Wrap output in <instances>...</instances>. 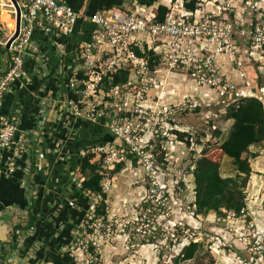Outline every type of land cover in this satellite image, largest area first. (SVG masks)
Segmentation results:
<instances>
[{
  "label": "built area",
  "instance_id": "2783aa9c",
  "mask_svg": "<svg viewBox=\"0 0 264 264\" xmlns=\"http://www.w3.org/2000/svg\"><path fill=\"white\" fill-rule=\"evenodd\" d=\"M15 2L20 11L19 31L6 50L5 46L14 30L9 36L5 34L2 13L4 11L11 17L15 29V7L11 0H0V48L6 52L2 57L4 68L0 69V170L8 176L24 173L23 183L27 184L32 167L27 155L32 150L34 138L19 128V109L13 115L3 114L5 97L11 93L17 81H28L25 62L33 58L29 50L33 47L35 33L47 37H69L74 33L78 20L85 17L74 12L65 0ZM158 7L167 10L162 22L156 20ZM206 8L207 5H204L203 10L196 8L190 11L184 8V0H157L151 6L134 3L130 11L115 7L87 18L93 31L90 41L83 44L77 54L76 61L81 62L79 69L66 77L67 93L61 106L75 121L102 127L121 143L120 146L113 142L96 144L79 153V159L93 157L90 163H96L98 167L103 194L109 190L107 175L115 166L127 162L128 155L134 157L140 154L134 142L142 131L140 119L145 114L142 109H146L143 103L147 94L158 88L159 73L168 72L172 76H190L192 79L201 77L202 82H207V77H211L217 81L216 90L242 93L238 89L244 84V79L249 83L246 73L237 72L239 78L233 79L231 86L227 83L220 85V79H217L220 76L221 57L231 52L232 40L236 36L243 38V41L248 39L245 45L255 66L250 67L254 71V81L257 76L264 77V25L245 27L247 31L241 25L235 31L234 23L232 26L218 20L222 13L220 7H216V11H205ZM136 50L141 57L136 55ZM120 72L128 73L126 83L108 87L112 77ZM78 75L82 78H78ZM233 75L236 72L233 71ZM208 84L214 85L211 82ZM258 90L264 94L263 86ZM38 125L45 127L42 118L38 120ZM38 158L43 157L37 155L36 160ZM82 182L81 176H74L72 185L80 189ZM82 195L91 199V203L73 233L72 243L77 246L80 255L73 252L70 256L76 264H96L100 257V245L96 239L103 221L108 217L107 211L105 207V219L95 217V207L102 201L101 196L91 195L88 191L82 192ZM246 214L244 208L239 215L229 212L228 217L238 222ZM81 255H85L86 259H79Z\"/></svg>",
  "mask_w": 264,
  "mask_h": 264
},
{
  "label": "rangeland",
  "instance_id": "374dc122",
  "mask_svg": "<svg viewBox=\"0 0 264 264\" xmlns=\"http://www.w3.org/2000/svg\"><path fill=\"white\" fill-rule=\"evenodd\" d=\"M195 1L197 9L203 10L207 5L205 11L220 7L218 20L232 26L234 23L235 31L241 25L244 29L264 25V0H223L212 4ZM3 26L8 35L6 24ZM244 40L233 37L231 52L221 57L220 76L215 77L220 79V85H233V79L239 78L237 72L252 75L255 80L250 68L253 61L245 45L248 39ZM200 78L161 72L158 88L147 94L143 103L146 109H142L145 114L140 119L142 131L134 142L140 151L134 156L136 163L123 162L118 173L107 175L108 217L98 231L100 257L96 264H173V258L189 242L199 243V251L192 261L181 264H264V145L249 148L246 155L251 168L244 191L246 216L235 222L225 212L223 218L194 215L191 171L194 162L203 156L202 151L219 163L221 177L235 175L231 160L220 154L219 146L232 124L224 119V111L238 100L233 102L230 96L224 99V92L216 90L214 78L207 77V82ZM244 80L238 96H251L256 83L264 87L262 75L257 76L255 84L248 85ZM251 86L252 92L248 90ZM228 91L227 95H233V90ZM172 131L189 138L184 137L181 142ZM186 140H190L188 146ZM69 252L80 255L74 243ZM82 257L86 259L85 255L79 259Z\"/></svg>",
  "mask_w": 264,
  "mask_h": 264
},
{
  "label": "crops",
  "instance_id": "0c3cea01",
  "mask_svg": "<svg viewBox=\"0 0 264 264\" xmlns=\"http://www.w3.org/2000/svg\"><path fill=\"white\" fill-rule=\"evenodd\" d=\"M65 1L74 12L85 18L78 20L74 33L69 37H47L35 33L33 47L29 50L33 58L25 62L28 81H17L3 104L4 115H13L19 109V128L29 132L34 141L27 155L32 163L27 184L23 183L24 173L8 176L0 170V257L1 248L6 253V259L0 264H52L50 255L54 253L53 244L58 238L55 234H51L49 239L42 237V231L37 234L35 227L18 234L13 250L4 245L11 243L14 227L24 228L28 224L27 209L31 202L34 201V209L40 218L37 226L40 227L55 219L62 207V198L69 205L76 203L72 198L75 195L73 188L66 189L67 198L61 194V189L70 178L66 180L68 174L71 175L74 161L80 160L79 153L92 145L97 125L75 121L63 110L62 100L67 93L63 81L79 69L81 62L76 61L77 54L80 47L90 41L93 26L87 18L115 7L130 11L136 3L130 0ZM199 1L212 4L223 0ZM40 118L44 120L43 128L38 125ZM37 155L43 158L36 160ZM74 174L76 178L81 176L77 170ZM57 200L59 205L52 219L50 211L55 208ZM59 225L63 226V223L55 222L56 229ZM71 245L72 242L67 243L63 251H69Z\"/></svg>",
  "mask_w": 264,
  "mask_h": 264
},
{
  "label": "trees",
  "instance_id": "16d2710c",
  "mask_svg": "<svg viewBox=\"0 0 264 264\" xmlns=\"http://www.w3.org/2000/svg\"><path fill=\"white\" fill-rule=\"evenodd\" d=\"M136 2L138 5L151 6L157 0H130ZM174 1V0H173ZM197 1L184 0V8L186 10L194 11L196 9ZM167 10L164 7H158L156 12V20L162 22ZM2 20L6 24L9 30L8 36L12 33L13 21L10 20L8 14H2ZM4 50L0 48V65H2V55ZM136 55L140 56V53L136 50ZM156 60V59H155ZM151 61V60H150ZM152 67V63H150ZM252 76H250L251 78ZM78 78H82L78 75ZM128 73L120 72L112 77L111 83L108 87L122 86L126 83ZM253 84L255 81L251 79ZM64 84L67 80L63 81ZM255 88L258 90L260 84L256 83ZM225 112V120L231 121V128L227 138L222 141L219 146L220 154L229 158L233 167L235 175L233 177L223 178L220 175V165L215 161L207 158L206 151H202L200 159L194 162L192 166L191 176L193 178V203L191 204L194 209V215L196 216H208L214 214L216 217H225V213L232 212L239 215L245 208V188L251 175V168L249 159L246 156L249 148L264 145V109L263 105L256 98H241L238 101L229 105ZM93 143L103 144L113 141V144L120 146L121 143L111 135L108 130L96 126ZM174 132V131H172ZM179 141L183 142L184 137L189 138L188 135L183 133L174 132L171 133ZM219 133L216 132V135ZM190 141V140H188ZM186 140L185 144L189 143ZM255 157V156H254ZM93 157L87 156L80 160L74 161L71 169V173L75 170L82 176L83 182L81 188L76 189L73 184L70 188L75 190V195L72 196L75 199V204L69 205L63 198V204L61 209L58 210L54 221L49 220V223L43 224L41 227L39 224L40 218L34 209V201L31 202V206L27 209L28 224L23 228L16 226L13 228L11 243L4 245L10 250L16 247L19 233L22 231H30L35 227L36 233H41L40 236L50 238L51 234H55L58 238L56 243L53 244L54 253L50 255L52 264H76L73 258L70 256L69 251H63V248L67 243L73 241V233L79 226L85 213L89 210L90 200L82 195V192L88 191L91 195H100L102 201L95 207V217H102L105 219L106 211L104 201L106 195L102 193L100 187L101 176L98 173V167L96 163L91 164L90 161ZM132 164L136 163V158L128 155ZM123 165L118 164L115 166L111 174L118 173L122 169ZM68 174L66 180L69 178ZM71 199V198H70ZM72 201V199H71ZM70 201V202H71ZM225 212V213H224ZM55 222L63 223L56 229ZM73 244V243H72ZM200 244L189 242L188 245L182 247L180 252L173 258V264H181L192 261L197 252L199 251ZM0 263L6 259V253L1 248Z\"/></svg>",
  "mask_w": 264,
  "mask_h": 264
},
{
  "label": "water",
  "instance_id": "95a60500",
  "mask_svg": "<svg viewBox=\"0 0 264 264\" xmlns=\"http://www.w3.org/2000/svg\"><path fill=\"white\" fill-rule=\"evenodd\" d=\"M11 2H12V4H13L14 7H15V29H14V33H13V35L10 37V39L8 40V42H7L6 46H5V49H6V50L9 48V46H10V44L13 42V40L17 37L18 31H19V23H20V19H19L20 11H19V8H18V6H17L15 0H11ZM251 76H252V75H251ZM254 77H255V75H254ZM248 82H249V84H250V82L253 84V82L251 81L250 76H248ZM255 86H256V85H255ZM254 88H255V87H254ZM254 88H252V86H251V89H248V90H250V91L252 92V90H253ZM223 96H224V99H225L227 96L232 97V98H233V102H234L236 99L239 100V99H241V98H249V97H253V98H256L258 101H260V102L262 103V105H263V109H264V94H263L261 91L257 90L256 88H255V93L252 92V96H246V95H240V96H238L237 93H233V95H231V94L227 95L226 93H223ZM112 142H113V141H110L109 143H112ZM73 178H74V174H71V175H70V178H69V180H68V182H67L65 185H63V187H62V189H61V194H62L65 198H67V196H66V189H68V188H70V187L72 186ZM58 205H59V200H57V203H56L55 208H54L53 210L50 211V215H51L52 219H54V218H53V213H54V210L56 211V209L58 208ZM53 221H54V220H53Z\"/></svg>",
  "mask_w": 264,
  "mask_h": 264
},
{
  "label": "bare ground",
  "instance_id": "6f19581e",
  "mask_svg": "<svg viewBox=\"0 0 264 264\" xmlns=\"http://www.w3.org/2000/svg\"><path fill=\"white\" fill-rule=\"evenodd\" d=\"M2 14H7V13L3 11V13H2ZM12 33H13V32H12ZM12 33H11V34H12ZM11 34H10V35H11Z\"/></svg>",
  "mask_w": 264,
  "mask_h": 264
}]
</instances>
